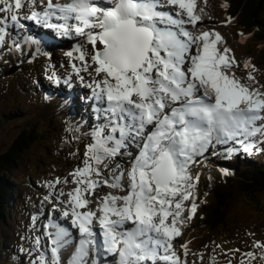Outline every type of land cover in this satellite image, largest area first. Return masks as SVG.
<instances>
[{"label":"snow or ice","instance_id":"obj_1","mask_svg":"<svg viewBox=\"0 0 264 264\" xmlns=\"http://www.w3.org/2000/svg\"><path fill=\"white\" fill-rule=\"evenodd\" d=\"M36 3L0 0V45L10 27L23 30L28 19L62 36H84L91 51L77 45L78 55H67L81 61L80 67L73 63L77 75L89 69L94 74L88 87L99 123L81 166L70 173L75 186L67 198L62 189L46 197L79 236L50 220L49 243L40 247L38 236L28 250L39 253L32 264H62L61 251L71 241L67 264H107L101 249L113 256L111 264H188L187 245L181 246L182 259L173 240L197 212L199 173L193 175L192 166L198 158L206 162L209 150L217 155V146L228 156L241 148L264 151V85L252 86L258 83L252 71L249 83L242 82L221 33L197 28L203 17L196 0H47L42 11L34 10ZM27 40L41 52V39ZM244 67L255 70L250 61ZM115 157L127 160L113 169ZM69 182L57 177L47 183L55 192ZM101 185L117 191L91 208L89 197ZM258 245L264 251V243ZM254 259L255 253H243L239 264Z\"/></svg>","mask_w":264,"mask_h":264},{"label":"rangeland","instance_id":"obj_2","mask_svg":"<svg viewBox=\"0 0 264 264\" xmlns=\"http://www.w3.org/2000/svg\"><path fill=\"white\" fill-rule=\"evenodd\" d=\"M46 2L47 0H37L34 10L42 11ZM53 2L56 3L57 0ZM196 6L203 17L197 28L214 29L221 33L238 64L234 68L236 76L242 82L249 83L247 77L249 71H252L258 82L252 83V86L264 85V0L256 14L261 23L250 27L245 23L248 21H243L239 14L233 15L232 0H196ZM31 10L21 11L22 14L27 11L30 15ZM22 23L25 28L21 30L10 27L4 44L0 45V153L9 149L23 129L34 126L36 133L8 173L11 176L8 185L11 208L0 227V264H32L39 253H30L28 250L33 248V242L38 236L42 238L40 247L49 243L45 233L53 230L47 227L50 220H58L74 233L73 237L79 236L70 218L62 217L60 209H54L53 202L46 197L50 193L55 196L62 189L65 193L62 199L67 198L66 194L75 186L71 183L70 173L81 166L86 145L92 142L91 130L99 123L95 111L99 106L90 99L92 89L88 87L95 78L94 74L89 75V69L82 70L77 75L73 63L80 67L81 61L73 60L67 55L69 51H73L74 56L78 55L74 52L77 45L90 52L91 45L86 38L76 34L62 36L54 33V29L37 24L31 19L22 20ZM186 27L191 29L193 26ZM29 36L41 39L43 46L40 53H36L35 45L28 43ZM15 44L20 47H15ZM88 60L91 62L90 55ZM247 61L255 66L254 71L244 67ZM81 76L83 80L80 79ZM49 91L57 94L49 95L46 93ZM86 102L94 110L92 117L86 115ZM81 110L84 113L80 118L85 123L71 119L73 114ZM217 153L212 155L209 150L205 154L206 162L198 158L200 164L192 166L193 175L199 173L195 189L198 208L196 214L180 226L181 235L173 240V247L183 259L184 248L181 246L187 245L188 264H239L242 254L247 252L255 253L252 264H264V251L258 245V242L264 243V189L239 187L234 179L230 187L232 192L224 199L227 205L222 207V214L212 222L210 220L213 218L202 224L196 222L198 215L206 216L216 203L215 191L207 177L210 176L213 183L227 185L224 179L217 176L218 171L210 169L215 164H219L216 168L223 167L225 161L222 160L230 158L227 154H220L221 146H217ZM234 154H243L246 158L255 160L256 165L264 161V151L255 148L251 153H246L241 148ZM126 160L127 157L113 158L111 168L114 169L116 164H124ZM57 177H67L70 182L56 185L53 192L47 182ZM116 191L101 185L96 194L89 197L93 201L89 207L95 208L99 204L98 198L104 192ZM188 214L189 208L186 207L184 215ZM74 246L75 241H71L61 251L62 264H67ZM237 249L239 251H235ZM100 258L107 264L113 261V256L105 255L103 249Z\"/></svg>","mask_w":264,"mask_h":264},{"label":"trees","instance_id":"obj_3","mask_svg":"<svg viewBox=\"0 0 264 264\" xmlns=\"http://www.w3.org/2000/svg\"><path fill=\"white\" fill-rule=\"evenodd\" d=\"M232 1L234 2L232 10L233 15L239 14L243 21H248L245 23L249 27L254 26L256 23H261L256 14L262 7V0ZM46 89H48V87ZM71 119H75V121H82L78 112L73 114ZM35 133L36 129L34 126L23 129L22 132L15 138L14 142L10 145L9 149L0 153V227L8 217L9 209L11 208L10 188L8 187L11 176L8 175V173L16 165V162L19 160L23 149H25V147H27L28 144L33 140ZM229 157L232 158V160H229L230 158L222 160L225 161L223 162V167L216 168L219 164H215L211 166L212 168H210L218 171L219 175L217 176L221 180L224 179L227 185L222 183H213L210 176L207 177L208 183L211 184L215 191L216 203L212 206L210 212L206 213V216H204V214L197 216L196 222L198 224L205 223L209 221L208 219L213 218L210 220V222H212L216 217L222 214V207L227 205L224 199L232 192V189H230L232 180L235 179L239 183V187H255L256 189H264V161H261L258 165H256L257 163H255V160H250L244 155L237 156V154H235ZM240 161H242V163H240ZM225 169L227 172L223 171Z\"/></svg>","mask_w":264,"mask_h":264},{"label":"bare ground","instance_id":"obj_4","mask_svg":"<svg viewBox=\"0 0 264 264\" xmlns=\"http://www.w3.org/2000/svg\"><path fill=\"white\" fill-rule=\"evenodd\" d=\"M57 21H55V20H53V23H56ZM47 31V30H46ZM54 31V33L56 32V30L54 29L53 30ZM45 32V31H44ZM44 32H42V34L44 33ZM46 93H48L49 95H56L57 93L56 92H51V91H49V92H46ZM106 193L104 192L99 198H98V203L100 202V199L105 195ZM97 229H98V227H97ZM72 235L74 234V233H72V232H70ZM98 238H100V237H98ZM102 257V256H101Z\"/></svg>","mask_w":264,"mask_h":264}]
</instances>
